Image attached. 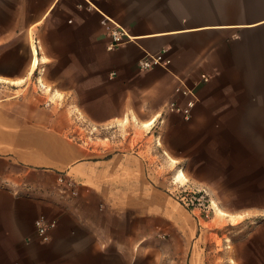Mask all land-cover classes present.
<instances>
[{"label":"crops","instance_id":"0c3cea01","mask_svg":"<svg viewBox=\"0 0 264 264\" xmlns=\"http://www.w3.org/2000/svg\"><path fill=\"white\" fill-rule=\"evenodd\" d=\"M95 5L0 0V264H203L137 253L160 231L194 235L155 185L152 162L168 156L216 216L233 211L227 257L264 264V0ZM99 12L131 40L109 50ZM163 50L167 69L140 70ZM178 87L197 98L188 120L165 110L186 101ZM39 217L56 224L48 242Z\"/></svg>","mask_w":264,"mask_h":264},{"label":"rangeland","instance_id":"374dc122","mask_svg":"<svg viewBox=\"0 0 264 264\" xmlns=\"http://www.w3.org/2000/svg\"><path fill=\"white\" fill-rule=\"evenodd\" d=\"M144 127L138 132L139 137L146 134L148 125ZM96 133L94 131L95 135ZM152 165L155 169V185L165 188L172 200L186 210V217L193 221L195 231L190 242L182 241L174 231H160L155 234L154 240L151 238L141 240L137 246V253H187V258L188 253H200L203 264H235L233 257H227V253H233L231 241L233 232L232 226L227 225V214L233 211L221 210L226 215L218 212L221 216H216L210 194L189 185L188 178H179L178 173L181 169L176 167L178 164L171 160L170 156L166 162L155 159ZM181 172L183 173L182 170ZM62 192L65 194L63 190ZM142 226L147 230L143 220H140V230ZM144 234V231H140V237ZM181 260L182 264H188L185 257Z\"/></svg>","mask_w":264,"mask_h":264},{"label":"built area","instance_id":"2783aa9c","mask_svg":"<svg viewBox=\"0 0 264 264\" xmlns=\"http://www.w3.org/2000/svg\"><path fill=\"white\" fill-rule=\"evenodd\" d=\"M95 1L98 0H84V2L90 7V8H96ZM101 15V24L106 28L108 35L111 39V42L108 46L109 50H113L121 45H123L125 42L131 40V37H129L125 31L110 17L107 15L99 12ZM171 64V60L166 57V50H163L155 55H147L142 60L139 61L138 66L140 70L147 71L151 70L155 67H161L164 69H167ZM203 81H208V77L202 76ZM177 92H179L186 101L182 106L177 105L175 101H170L166 104L165 110L171 113H175L180 115L183 119L188 120L190 119L192 115V110L194 109L197 98L191 90L183 87H178ZM58 183L62 187V190L64 192L71 193L73 195L76 194V191L74 189V183L70 180H66L64 177L60 176L58 177ZM195 194V192H193ZM199 194V193H198ZM56 227V224L54 221L47 220L45 217H39L35 221V229L38 237L42 242H48L50 239V233L53 231Z\"/></svg>","mask_w":264,"mask_h":264},{"label":"bare ground","instance_id":"6f19581e","mask_svg":"<svg viewBox=\"0 0 264 264\" xmlns=\"http://www.w3.org/2000/svg\"><path fill=\"white\" fill-rule=\"evenodd\" d=\"M180 176L182 177V174Z\"/></svg>","mask_w":264,"mask_h":264}]
</instances>
